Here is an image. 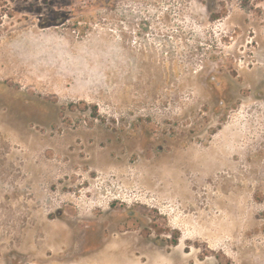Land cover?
<instances>
[{
    "label": "rangeland",
    "instance_id": "374dc122",
    "mask_svg": "<svg viewBox=\"0 0 264 264\" xmlns=\"http://www.w3.org/2000/svg\"><path fill=\"white\" fill-rule=\"evenodd\" d=\"M0 264H264V0H0Z\"/></svg>",
    "mask_w": 264,
    "mask_h": 264
},
{
    "label": "trees",
    "instance_id": "16d2710c",
    "mask_svg": "<svg viewBox=\"0 0 264 264\" xmlns=\"http://www.w3.org/2000/svg\"><path fill=\"white\" fill-rule=\"evenodd\" d=\"M95 110H96V112H94L93 115H92L93 118H97V117L99 116V114H98V109H97L96 107H95ZM176 241H177V239H176ZM176 241H175V242H176ZM177 244H178V242L176 243V245H177Z\"/></svg>",
    "mask_w": 264,
    "mask_h": 264
}]
</instances>
